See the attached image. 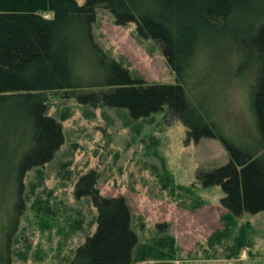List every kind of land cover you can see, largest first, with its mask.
Returning a JSON list of instances; mask_svg holds the SVG:
<instances>
[{
  "label": "rangeland",
  "instance_id": "obj_1",
  "mask_svg": "<svg viewBox=\"0 0 264 264\" xmlns=\"http://www.w3.org/2000/svg\"><path fill=\"white\" fill-rule=\"evenodd\" d=\"M252 2V11L238 12L236 25L244 19L255 25L264 16V0ZM196 25L198 56L186 80L187 94L230 140L258 145L249 79L234 71L235 43L224 32ZM92 34L133 76L146 82L175 81L160 46L140 36L134 21L117 24L111 11L98 6ZM71 44L77 79L95 80L97 55L83 53L80 37ZM90 90L96 89L41 92L46 112L61 123L63 142L49 161L24 174V207L12 237L11 264H68L96 225L97 209L90 196L74 194L79 177L92 170L102 194L123 195L129 205L131 227L138 236L129 264H264V209L234 215L221 204L224 191L219 184L203 186L196 178L198 168L229 159L221 140H196L167 104L132 118L126 108L79 102L76 95ZM17 141L18 136L10 134L6 145L2 142L3 151L20 149ZM5 200L0 197V218L8 211Z\"/></svg>",
  "mask_w": 264,
  "mask_h": 264
},
{
  "label": "trees",
  "instance_id": "obj_2",
  "mask_svg": "<svg viewBox=\"0 0 264 264\" xmlns=\"http://www.w3.org/2000/svg\"><path fill=\"white\" fill-rule=\"evenodd\" d=\"M251 3L0 0V197L9 206L0 218V264H11L12 237L24 207L25 172L49 161L63 142L61 123L46 112L42 90L95 88L78 93V101L92 107L126 108L132 118L148 116L167 104L187 126L190 136L196 140L203 136L218 138L228 150L227 162L198 168L197 180L203 186L219 184L224 191L221 204L234 215L264 209V16L255 25L246 19L235 23L238 12L252 11ZM98 6L111 11L117 24L134 21L140 36L154 40L175 81L146 82L106 54L92 34ZM195 23L224 32L235 43L234 71L236 76L249 79V105L258 145L243 146L230 140L187 94L186 80L198 56L199 31ZM78 37L83 53L97 55V78L89 83L77 79L71 64V42ZM10 134L18 136L15 145L21 146L11 153L2 147ZM95 181L92 170L82 174L75 185L74 194L89 195L97 214L93 232L76 246L68 264H129L138 242L131 227L129 205L123 195L102 194Z\"/></svg>",
  "mask_w": 264,
  "mask_h": 264
}]
</instances>
